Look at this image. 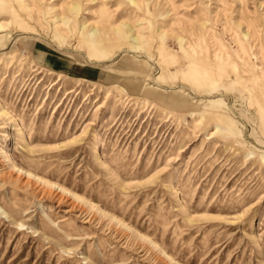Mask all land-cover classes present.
Wrapping results in <instances>:
<instances>
[{"label": "rangeland", "instance_id": "obj_1", "mask_svg": "<svg viewBox=\"0 0 264 264\" xmlns=\"http://www.w3.org/2000/svg\"><path fill=\"white\" fill-rule=\"evenodd\" d=\"M0 24V264H264V0H0Z\"/></svg>", "mask_w": 264, "mask_h": 264}, {"label": "crops", "instance_id": "obj_2", "mask_svg": "<svg viewBox=\"0 0 264 264\" xmlns=\"http://www.w3.org/2000/svg\"><path fill=\"white\" fill-rule=\"evenodd\" d=\"M33 54L43 67L54 72L69 73L80 70V67L57 56L47 47L36 45L33 49Z\"/></svg>", "mask_w": 264, "mask_h": 264}, {"label": "bare ground", "instance_id": "obj_3", "mask_svg": "<svg viewBox=\"0 0 264 264\" xmlns=\"http://www.w3.org/2000/svg\"><path fill=\"white\" fill-rule=\"evenodd\" d=\"M34 1V0H33ZM26 2V1H25ZM3 28H2V24H0V34L2 33L1 32V30H2ZM95 31V30H94ZM2 37H6L5 35H3ZM88 38H90L89 40H91L94 44V46H92V47H94L97 51H98V47L97 46H95V43H96V40H97V36H96V32L95 33H93V34H89L88 35ZM84 39H86L85 38V36H84ZM130 42H132L133 44H139L140 43V39L138 38V37H135V38H132V39H130ZM100 49V48H99ZM77 52V51H76ZM99 52H101V50L99 51ZM102 54V53H101ZM105 55H106V53H104ZM99 56V55H98ZM88 59L90 60V56L88 57ZM108 59V58H107ZM106 60V59H105ZM253 60V59H252ZM100 61V60H99ZM108 62V61H107ZM102 63V62H101ZM26 175L29 177V178H35L32 174H30V173H26Z\"/></svg>", "mask_w": 264, "mask_h": 264}]
</instances>
